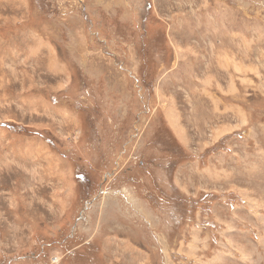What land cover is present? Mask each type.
<instances>
[{
  "label": "rangeland",
  "instance_id": "obj_1",
  "mask_svg": "<svg viewBox=\"0 0 264 264\" xmlns=\"http://www.w3.org/2000/svg\"><path fill=\"white\" fill-rule=\"evenodd\" d=\"M0 264H264V0H0Z\"/></svg>",
  "mask_w": 264,
  "mask_h": 264
},
{
  "label": "trees",
  "instance_id": "obj_2",
  "mask_svg": "<svg viewBox=\"0 0 264 264\" xmlns=\"http://www.w3.org/2000/svg\"><path fill=\"white\" fill-rule=\"evenodd\" d=\"M85 191H86L85 193L84 192H80V199L82 198L84 200L85 198H88V195H87L88 191L86 189H85ZM82 193L84 194L83 197H82Z\"/></svg>",
  "mask_w": 264,
  "mask_h": 264
}]
</instances>
